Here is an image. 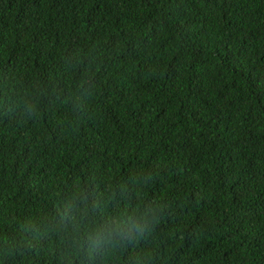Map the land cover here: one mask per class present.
Here are the masks:
<instances>
[{
	"label": "trees",
	"instance_id": "trees-1",
	"mask_svg": "<svg viewBox=\"0 0 264 264\" xmlns=\"http://www.w3.org/2000/svg\"><path fill=\"white\" fill-rule=\"evenodd\" d=\"M0 264H264V0H0Z\"/></svg>",
	"mask_w": 264,
	"mask_h": 264
}]
</instances>
